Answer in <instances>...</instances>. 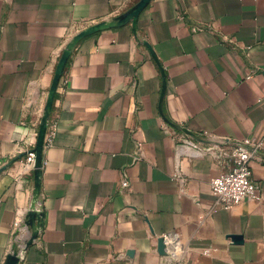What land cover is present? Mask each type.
<instances>
[{
	"label": "crops",
	"instance_id": "1",
	"mask_svg": "<svg viewBox=\"0 0 264 264\" xmlns=\"http://www.w3.org/2000/svg\"><path fill=\"white\" fill-rule=\"evenodd\" d=\"M137 1L0 0V264L33 227L15 264H264V147L258 198L211 190L264 140V0Z\"/></svg>",
	"mask_w": 264,
	"mask_h": 264
},
{
	"label": "built area",
	"instance_id": "2",
	"mask_svg": "<svg viewBox=\"0 0 264 264\" xmlns=\"http://www.w3.org/2000/svg\"><path fill=\"white\" fill-rule=\"evenodd\" d=\"M165 120L169 122L166 118ZM172 124L176 129H179L193 138H184L182 141L191 143L193 139H197L195 134H190L187 128L182 125ZM180 126V127H177ZM184 129H187L186 131ZM55 135V129L49 130L45 138V144L48 145L52 137ZM37 144V143H36ZM36 144L24 154L23 167L25 171L35 169L37 152ZM264 147V140L252 137L237 139L231 141L227 139L222 145H217L218 150L226 157V170L219 176L211 180V190L217 199V202L223 207L229 209L243 201L256 199L258 184L253 179V161L261 154ZM264 160V158H263ZM16 159L9 161L15 162ZM5 166V165H4ZM44 167V159H43ZM20 226V225H18ZM27 239L19 238L17 240L18 256L25 250ZM13 252V250H12Z\"/></svg>",
	"mask_w": 264,
	"mask_h": 264
},
{
	"label": "water",
	"instance_id": "3",
	"mask_svg": "<svg viewBox=\"0 0 264 264\" xmlns=\"http://www.w3.org/2000/svg\"><path fill=\"white\" fill-rule=\"evenodd\" d=\"M47 126H48V117L46 115L45 118L40 123L38 142H37L36 147H35V150L37 152V159H36V165H35L34 171L36 172L37 184L38 185H40V177H41V174H42V171H43V144H44V137H45V134H46V131H47ZM177 127H180V126L177 125ZM184 130L186 131L187 129H184ZM187 131L190 134H193L189 130H187ZM11 164H12V162L8 163L3 168L8 167ZM36 232H37L36 229L33 227L31 236L26 241L25 249L28 246H30V244L35 239V237L37 235ZM18 260H19V256H18L17 247H16V245H14L13 246V252L11 254H9L5 264H15Z\"/></svg>",
	"mask_w": 264,
	"mask_h": 264
},
{
	"label": "rangeland",
	"instance_id": "4",
	"mask_svg": "<svg viewBox=\"0 0 264 264\" xmlns=\"http://www.w3.org/2000/svg\"><path fill=\"white\" fill-rule=\"evenodd\" d=\"M140 1H143V0H139V1H137V3H139Z\"/></svg>",
	"mask_w": 264,
	"mask_h": 264
}]
</instances>
